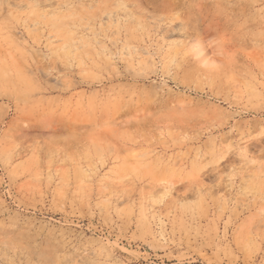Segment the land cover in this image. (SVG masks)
<instances>
[{
	"label": "rangeland",
	"instance_id": "obj_1",
	"mask_svg": "<svg viewBox=\"0 0 264 264\" xmlns=\"http://www.w3.org/2000/svg\"><path fill=\"white\" fill-rule=\"evenodd\" d=\"M0 264H264V0H0Z\"/></svg>",
	"mask_w": 264,
	"mask_h": 264
}]
</instances>
